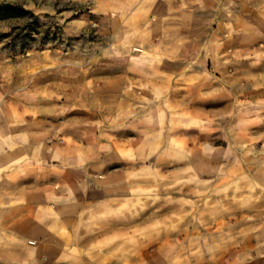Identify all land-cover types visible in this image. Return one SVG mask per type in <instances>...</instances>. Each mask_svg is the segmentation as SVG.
<instances>
[{
	"label": "rangeland",
	"instance_id": "1",
	"mask_svg": "<svg viewBox=\"0 0 264 264\" xmlns=\"http://www.w3.org/2000/svg\"><path fill=\"white\" fill-rule=\"evenodd\" d=\"M3 3L27 12L0 17V132L10 122L35 154L67 143L73 189L135 212L136 259L110 264H264V21L174 62L87 3ZM162 238L169 261L152 255Z\"/></svg>",
	"mask_w": 264,
	"mask_h": 264
},
{
	"label": "crops",
	"instance_id": "2",
	"mask_svg": "<svg viewBox=\"0 0 264 264\" xmlns=\"http://www.w3.org/2000/svg\"><path fill=\"white\" fill-rule=\"evenodd\" d=\"M73 1L87 3L101 21L113 26L116 36L129 37L131 44L151 47L174 62L184 61L187 46L200 52L203 43L227 25L246 29L249 22L264 21V0ZM39 111L41 116L49 112L44 105ZM12 128L4 123L0 132V264L135 260V212L123 210L108 197L91 198L88 191L73 189V161L58 158V150L68 148L67 143L40 144L35 154L33 144ZM27 224L41 231L27 237ZM162 239L152 255L160 253L169 261L170 242ZM122 245L130 253L123 254ZM179 255V260L184 258L182 252Z\"/></svg>",
	"mask_w": 264,
	"mask_h": 264
},
{
	"label": "trees",
	"instance_id": "3",
	"mask_svg": "<svg viewBox=\"0 0 264 264\" xmlns=\"http://www.w3.org/2000/svg\"><path fill=\"white\" fill-rule=\"evenodd\" d=\"M0 17H6L10 15H20L27 12L26 9L17 7L13 4L3 3L0 4Z\"/></svg>",
	"mask_w": 264,
	"mask_h": 264
}]
</instances>
